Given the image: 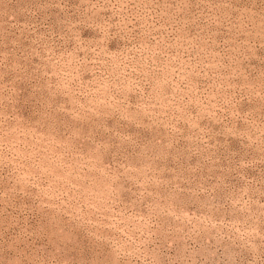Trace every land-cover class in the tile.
<instances>
[{"label":"rangeland","instance_id":"1","mask_svg":"<svg viewBox=\"0 0 264 264\" xmlns=\"http://www.w3.org/2000/svg\"><path fill=\"white\" fill-rule=\"evenodd\" d=\"M0 264H264V0H0Z\"/></svg>","mask_w":264,"mask_h":264}]
</instances>
